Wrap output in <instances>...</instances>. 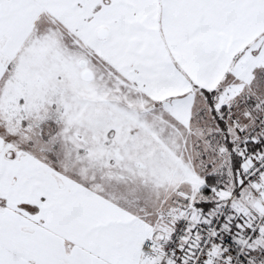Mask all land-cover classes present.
I'll list each match as a JSON object with an SVG mask.
<instances>
[{
    "label": "snow or ice",
    "instance_id": "6c2138e0",
    "mask_svg": "<svg viewBox=\"0 0 264 264\" xmlns=\"http://www.w3.org/2000/svg\"><path fill=\"white\" fill-rule=\"evenodd\" d=\"M0 264H264V0H0Z\"/></svg>",
    "mask_w": 264,
    "mask_h": 264
}]
</instances>
